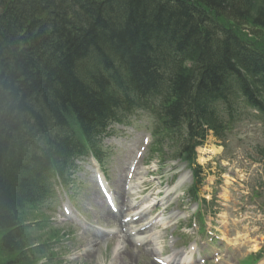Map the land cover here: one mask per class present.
I'll use <instances>...</instances> for the list:
<instances>
[{
  "label": "trees",
  "instance_id": "1",
  "mask_svg": "<svg viewBox=\"0 0 264 264\" xmlns=\"http://www.w3.org/2000/svg\"><path fill=\"white\" fill-rule=\"evenodd\" d=\"M258 79L264 0H0V264L32 263L24 211L110 125L142 111L190 164Z\"/></svg>",
  "mask_w": 264,
  "mask_h": 264
},
{
  "label": "rangeland",
  "instance_id": "2",
  "mask_svg": "<svg viewBox=\"0 0 264 264\" xmlns=\"http://www.w3.org/2000/svg\"><path fill=\"white\" fill-rule=\"evenodd\" d=\"M246 32L247 34L251 33L249 30H246ZM146 125V119L142 118L141 120H136L135 125L117 128L121 132H116L115 134L113 131L108 137L103 139L104 144H111L112 146L113 156L107 168L109 169V177L112 176L115 181H118L119 179L117 178L119 177L121 181L124 179L128 168L127 160L131 161L134 159L136 164L143 159L142 165H144V157L149 154L150 146L148 138L144 136V133L148 132ZM259 143L260 140L258 139L256 128L249 124H241L234 132L232 131V133L227 135L225 148L218 146L219 141L209 136L206 144L202 148L197 149V161L204 168L206 176V183L201 192L206 194L205 197L208 199L216 191L217 198L225 201L223 202L219 199L220 211L226 213L228 220L226 235L229 239L223 240V243L225 247L229 248L228 251L231 254H237L240 257L244 253L242 258L251 252H255V250L264 249V162H259V159L261 160L259 154L261 146L257 152ZM140 154L141 156L138 159ZM150 162L147 167H140L141 169H139V171H147L145 176L148 171H153V169L159 167L155 161L150 160ZM94 170L95 168L89 163L84 165V173L80 175V181L87 183V187L83 183L76 195V203H78L77 205L80 206L88 221H92L93 217L96 219L100 218V213H96L100 208L96 205H89V199L85 197L89 193V189L94 186L92 181ZM155 174L156 176L164 175V180L172 179L175 175V184L180 183L181 187L190 183L185 166L176 162H166L157 169ZM247 198L250 201L248 204L245 203V201H248ZM29 212L27 220L32 221L33 228H35L37 222H42L48 217V213L45 211ZM67 228L68 226L62 227V225H55V227L48 225L44 229L36 227L33 231L34 236L38 238L41 236V240L44 241L53 240V243H48L50 250H46V254L39 257L37 264H89L92 261H94V264L97 262L101 264H124L121 260L123 259L122 257L117 258L118 260L115 261L112 259V250L115 242L111 246H104L106 250L101 247V250L97 252V257L96 253L94 252V254L91 251L87 252V254L84 252V256L79 258L80 256L76 255L75 252L82 247L80 244L85 238L82 241L78 240L77 236L80 235V232L76 228L74 237L70 239L68 244H65L64 248H61V246L55 247L60 234H63L62 230H67ZM89 235L92 236L91 234ZM231 241L235 243L230 244L232 246H228L226 243ZM253 242L257 246L253 245ZM252 246L255 250L252 249ZM131 250L125 253L123 259L127 264L129 259H137L132 264H146L142 256L136 255ZM65 255L74 257L75 260L68 262L69 260ZM221 255L224 257L223 254Z\"/></svg>",
  "mask_w": 264,
  "mask_h": 264
},
{
  "label": "bare ground",
  "instance_id": "3",
  "mask_svg": "<svg viewBox=\"0 0 264 264\" xmlns=\"http://www.w3.org/2000/svg\"><path fill=\"white\" fill-rule=\"evenodd\" d=\"M187 123H189L188 121H187ZM187 123H183V124H186L187 125ZM115 194V197H114V200H115V202L116 203H118V204H120L121 206H123V207H128V206H130V203L128 204V203H126V201H125V198H124V194H123V192H122V189H121V186L120 187H118L117 188V191L114 193ZM128 239H126V241H127ZM140 240V239H139ZM124 242L125 241H117V247L118 248H122L123 249V251L121 252V251H119V249H118V251H115L114 252V254H118V256L119 255H121V254H123L121 257L124 259V256H125V254L124 253H127V246L124 244ZM146 255H152V254H147V253H145Z\"/></svg>",
  "mask_w": 264,
  "mask_h": 264
}]
</instances>
